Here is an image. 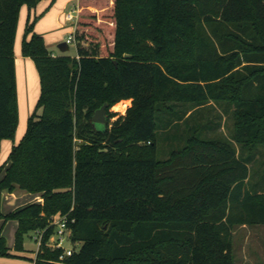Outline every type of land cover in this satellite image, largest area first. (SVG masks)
Masks as SVG:
<instances>
[{"label": "trees", "instance_id": "obj_1", "mask_svg": "<svg viewBox=\"0 0 264 264\" xmlns=\"http://www.w3.org/2000/svg\"><path fill=\"white\" fill-rule=\"evenodd\" d=\"M40 1L0 0V152L19 124L20 12ZM78 8L76 55L54 54L34 30L39 16L27 19L22 52L36 63L41 94L0 165V256H18L3 234L14 219L15 251L44 231L36 261L61 264L62 249L48 240L67 215L75 249L63 264H234L235 226L264 224V184L250 185L251 159L235 145L254 155L264 144V0H79ZM124 99L132 104L110 124L109 109ZM210 101L233 108L232 138L208 137L217 124L197 122L159 158L167 116L193 117ZM104 103L102 125L93 116ZM17 188L43 200L4 213L3 193Z\"/></svg>", "mask_w": 264, "mask_h": 264}, {"label": "rangeland", "instance_id": "obj_2", "mask_svg": "<svg viewBox=\"0 0 264 264\" xmlns=\"http://www.w3.org/2000/svg\"><path fill=\"white\" fill-rule=\"evenodd\" d=\"M73 26V22L69 23ZM70 33H65L64 38H68ZM57 51H59L57 49ZM60 53H67L70 55H76L77 45L71 43L69 49L65 52L60 50ZM132 104V99H124L113 105L109 111L116 112L111 121H114L120 116V114H125L127 108ZM181 103H176L175 105H180ZM197 112L193 117H188L187 119L180 120L174 114L167 116L169 124L167 126H162L160 130V140H159V158L165 159L169 156L170 152L176 148V145H183L187 131V127L190 125H195L198 123H208L209 121L213 124H217L216 127L212 129H205L204 135L208 137L222 136L226 138H232V128L234 127V118L231 115L233 110L226 111L225 105H220L214 101H210L203 106L198 108ZM191 111L187 114L189 115ZM108 114V113H107ZM167 120V121H168ZM220 123V124H219ZM104 125V124H102ZM20 141V140H19ZM18 141V142H19ZM239 149V153L244 157H249L251 160L250 165V185L254 187L258 183L262 187L264 184V144L259 145L258 148L254 149V155L250 153V149L242 148L239 143H235ZM251 154V155H250ZM252 156V157H251ZM262 184V185H261ZM15 221L14 219H9L5 223V231L3 234L6 236L7 241L11 242V234L15 232ZM15 234V233H14ZM37 231L32 234H26L24 239V245L29 248H34L37 246V240L35 236ZM15 239V235L13 237ZM10 240V241H9ZM14 242V241H13ZM67 245H71V242L67 240ZM40 245H38L39 249ZM14 249V248H13ZM15 252V251H14ZM233 253H234V264H264V224H244L236 225L233 232ZM6 263L12 264H55V263H38L30 258H22L17 256H0Z\"/></svg>", "mask_w": 264, "mask_h": 264}, {"label": "crops", "instance_id": "obj_3", "mask_svg": "<svg viewBox=\"0 0 264 264\" xmlns=\"http://www.w3.org/2000/svg\"><path fill=\"white\" fill-rule=\"evenodd\" d=\"M78 6L79 0H41L37 6L32 9L27 5H24L21 9L15 41L19 124L15 139L2 140L0 165L7 161L14 144L18 143V141L24 136L28 126V119L34 112L41 94V80L36 63L32 57L25 56L22 52V42L28 16L29 14L33 17L39 16L34 25L35 32L44 36L48 48L53 51L54 54H60L61 43L67 41V38L66 40L64 38V34L70 33L74 29L73 26H70V21L66 19V13L70 10L79 12ZM57 49L59 51H57ZM42 200V193H31L27 190L17 188L13 192L3 193L1 207L4 213H9L28 203L41 202ZM0 226H2V221L0 222ZM15 226V232L10 235L11 242H8L11 248H14L15 246V239L13 237L18 228L17 220L15 221ZM3 231H5V225ZM31 238H33L32 233ZM38 245L39 244L37 243V246L34 248H29L24 245L25 250L17 252L13 249V251L17 253V257L30 258L36 261ZM0 264L12 263H6L0 259Z\"/></svg>", "mask_w": 264, "mask_h": 264}, {"label": "built area", "instance_id": "obj_4", "mask_svg": "<svg viewBox=\"0 0 264 264\" xmlns=\"http://www.w3.org/2000/svg\"><path fill=\"white\" fill-rule=\"evenodd\" d=\"M66 19L70 22H73V31L70 32L67 42L70 45L71 43H75L77 45V37H76V30H77V23L79 19V12L70 10L66 13ZM55 225V229L53 234L51 235L50 239L48 240V246L52 249H62V252L59 254V258L56 263L63 264L64 261L73 254L75 246L72 244L71 240V229L69 227V220L67 215H58L55 220L53 221ZM44 231H37L35 235V239L37 243L41 245L43 241ZM67 240L71 242V245H67Z\"/></svg>", "mask_w": 264, "mask_h": 264}, {"label": "water", "instance_id": "obj_5", "mask_svg": "<svg viewBox=\"0 0 264 264\" xmlns=\"http://www.w3.org/2000/svg\"><path fill=\"white\" fill-rule=\"evenodd\" d=\"M62 52H65L69 49V44L67 41H64L60 45ZM128 56V54L126 55ZM108 103H104L100 108H98L93 116V120L98 124H105L108 120Z\"/></svg>", "mask_w": 264, "mask_h": 264}]
</instances>
